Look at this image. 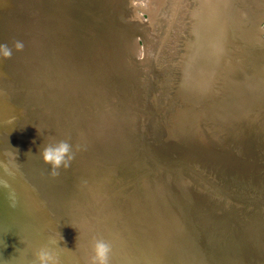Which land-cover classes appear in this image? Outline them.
Here are the masks:
<instances>
[{
  "label": "rangeland",
  "instance_id": "obj_1",
  "mask_svg": "<svg viewBox=\"0 0 264 264\" xmlns=\"http://www.w3.org/2000/svg\"><path fill=\"white\" fill-rule=\"evenodd\" d=\"M17 40L0 58L10 172L61 140L75 157L43 162L47 188L0 223V264H38L47 242L49 264H86L93 238L111 264H264L246 242L264 255V0H0V44ZM202 44L226 46L217 66Z\"/></svg>",
  "mask_w": 264,
  "mask_h": 264
},
{
  "label": "bare ground",
  "instance_id": "obj_2",
  "mask_svg": "<svg viewBox=\"0 0 264 264\" xmlns=\"http://www.w3.org/2000/svg\"><path fill=\"white\" fill-rule=\"evenodd\" d=\"M201 23H203V21L201 22ZM211 48V49H209V48ZM227 48H228V46H227ZM197 49H199V53H201V52H205L206 50H210L209 51V53H211L213 56H214V58H218L219 57V51L221 52V51H226L227 49H226V46H213V47H211V46H204V44H202V46L200 45V46H198L197 47ZM198 53V55L197 56H195L196 54H195V52H194V57H195V59H198V57L200 56V54ZM202 54V53H201ZM263 55H264V53H263ZM213 66H217V62H213ZM257 80V79H256ZM258 80L259 81H264V78H258ZM257 84H258V82H257ZM258 86V85H257ZM260 89H258V91H259ZM194 93V92H193ZM195 95H197V94H199V93H197L196 91H195V93H194ZM255 94L256 93H254V91H252V93L251 92H247V95H245L243 98H245V99H247V100H252V98L253 97H256L255 96ZM183 97H185L184 96V94H183ZM221 110V109H220ZM219 110V111H220ZM185 113V112H184ZM185 115L183 114L182 115V117H184ZM211 116V115H210ZM215 116V115H214ZM214 116H211L212 118L214 117ZM223 116H229L227 113H224V114H222V115H220V113L218 112L217 113V115H216V118H214V120L215 119H218V120H220V119H222L223 118ZM185 119V118H184ZM181 124H183V122L181 123ZM190 130H192V129H190L189 128V130H188V134H187V129H186V127H184V133L183 134H186V136L188 137L187 138V142L188 143H190V138H191V136L192 135H195L196 137H198L197 135H196V130L194 131H192L191 133H190ZM176 135H178V133H176V131L173 133V132H171L170 133V139H172V138H175L176 137ZM179 138L181 137L180 135L178 136ZM177 138V137H176ZM199 138V140L201 141V138L200 137H198ZM181 140L180 141H183V140H185V138H180ZM5 139H3V140H0V159H2L3 158V150L4 149H1V148H3L4 147V143H5ZM6 159L5 160H3V162L5 163V167L7 168V170L10 172L12 169L9 167V165H8V163L10 162V160L6 163ZM12 168H14V166L12 165ZM5 182H8L7 180L5 181ZM4 188V187H3ZM30 188H31V186H30ZM36 188H39V186L38 185H36V184H34V186H33V188H32V190H36ZM55 191V193H59L57 190L58 189H54ZM34 192L36 193V191H30V192H28V193H26V196H28V197H30V194H33L34 195ZM44 193H39V195H40V199H42V197L44 196V198L45 199H47V200H49V197H47L48 195H46V194H44ZM8 200H9V203L6 201L5 203H1L3 206H2V208H1V210H0V216H1V223H3V224H5L7 221H9L10 219H13V218H17V217H20L21 215H23V212H22V209L21 208H23L24 206H23V203H22V201L20 200V199H17V198H15V196L14 195H12V193H10L9 195H8ZM31 198V197H30ZM11 206V207H8V206ZM1 206V205H0ZM20 209V210H19ZM17 211L18 210V212H17V214H16V216H15V213H14V211ZM16 228H17V226H16ZM258 230H260L261 231V233L262 234H264V229H261L260 227H258ZM20 231V230H19ZM253 240H254V238H252V239H247L246 240V242L248 243V245L250 246V247H252L253 248V250L255 251V252H258V253H260L261 254V256L262 257H264V255H262V250H261V248L259 247V246H256L254 243H253ZM187 247H188V250H189V252H190V256H191V259H193V260H197V259H199V252L197 251V248L195 247H193L192 245H190V246H188V245H186ZM175 260L176 259H171V260H169V261H164V263L163 264H175ZM206 261H208L207 259H206ZM205 261V262H206ZM205 262L204 261H202V263H199V264H205ZM211 263H213V264H244V262H243V260L240 258V256H238V255H223V256H221V257H219V258H216L215 260L214 259H212L211 260ZM8 264H14L13 262L12 263H8ZM206 264H209V263H207L206 262ZM248 264V263H247ZM249 264H254V261H252V262H250Z\"/></svg>",
  "mask_w": 264,
  "mask_h": 264
},
{
  "label": "clouds",
  "instance_id": "obj_3",
  "mask_svg": "<svg viewBox=\"0 0 264 264\" xmlns=\"http://www.w3.org/2000/svg\"><path fill=\"white\" fill-rule=\"evenodd\" d=\"M24 43L22 41H14L12 46L8 44H0V58L9 59L13 54V50L22 51ZM41 157L45 164L51 168V174L56 176L61 168L70 166L71 161L75 157L73 145L66 140L49 143L41 150ZM112 247L110 242L103 238H93L91 243V255L86 264H111ZM37 259L40 264H49L52 256L47 249H40L37 253Z\"/></svg>",
  "mask_w": 264,
  "mask_h": 264
},
{
  "label": "water",
  "instance_id": "obj_4",
  "mask_svg": "<svg viewBox=\"0 0 264 264\" xmlns=\"http://www.w3.org/2000/svg\"><path fill=\"white\" fill-rule=\"evenodd\" d=\"M211 47H213V46H211ZM209 48V47H208ZM209 49H211V48H209ZM208 51H210V50H206L205 52H208ZM203 59H205L206 57H208V59H210V60H212V62L213 61H215V60H218L217 58H214V56L211 54V53H209V55H205V54H203ZM197 81H195V82H197L198 83V80H199V78H195ZM192 83H194V82H192ZM193 85H195V84H193ZM196 86V85H195ZM183 123H184V125H187V123H186V120L184 119L183 120ZM193 130H190V133L192 132ZM4 157H5V155H3V158L2 159H0V210H1V208H2V202L3 203H5L6 201L9 203V200H8V195L10 194V193H12V195H14L15 196V198H17V199H20L21 201H22V203L26 200V202H27V198L29 199V197L28 196H26V193H28V192H30V191H35V190H32V188H33V186H34V184H36V185H38L39 187H41V188H44V186L45 185H49L48 184V182H47V180H46V177H45V174L43 173L44 172V165H43V160H42V157L40 158V165H35L34 163H33V165L32 166H29V167H26L27 169L25 170V172H27L26 173V176H22V172H21V170L19 169V167H18V169H17V165H15V168H16V173H17V175H19V179H16V176L15 175H13L11 172H9L8 170H7V168L4 166L5 165V163L3 162V160H5L4 159ZM14 166V165H13ZM15 171V170H14ZM15 176V177H14ZM8 181V182H5V181ZM44 183H45V185H44ZM16 184H18V185H16ZM30 186H31V188H30ZM4 187V188H3ZM46 187V186H45ZM47 188V187H46ZM39 189V188H38ZM26 192V193H25ZM44 195V194H43ZM48 202H50L49 200H47V199H45L44 198V196L42 197V200L40 199V203L42 204V206H43V204L45 203V204H47L48 205V207L46 206V210H47V212L51 215V214H55V210L57 211V209H54V207H56L55 205H51V207H50V203L48 204ZM8 207H11L10 205L8 206ZM22 209V212L23 213H25L24 211H25V209H24V207L23 208H21ZM43 209V208H42ZM41 209V210H42ZM20 210V209H19ZM44 211V210H43ZM17 212H18V210L16 211H14V213H15V216H16V214H17ZM45 212V211H44ZM47 220H49V222H47V227H49L50 225H52V222H53V225H59V224H57V223H54L55 221H57L58 222V220H56V219H53V217H52V219L50 218H47ZM0 223H1V216H0ZM53 228V227H52ZM55 229H57L58 230V232L59 233H61L62 232V235L64 236V233H65V228L63 227V230H62V228L61 227H54ZM61 231V232H60ZM48 231H47V233H46V235H41V237L40 238H42L43 236H44V238H48V240H52V239H54V237L53 236H48ZM47 236V237H46ZM52 237V238H51ZM55 240V239H54ZM49 242H47V247H46V249L49 251V253H51V252H55L54 250H51L50 249V247H49V244H48ZM38 264H40V262L38 263Z\"/></svg>",
  "mask_w": 264,
  "mask_h": 264
}]
</instances>
